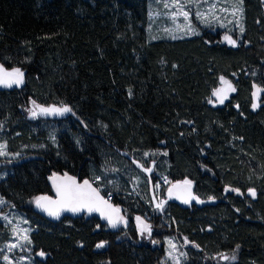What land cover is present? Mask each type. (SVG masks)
I'll use <instances>...</instances> for the list:
<instances>
[{"label": "trees", "instance_id": "trees-1", "mask_svg": "<svg viewBox=\"0 0 264 264\" xmlns=\"http://www.w3.org/2000/svg\"><path fill=\"white\" fill-rule=\"evenodd\" d=\"M243 11L230 46L207 28L150 41L149 0H0V62L25 79L0 91V139L19 155L6 161L0 195L26 214L32 250L45 254L38 264H164L173 232L187 244L186 264H264V0H243ZM221 77L235 92L213 106ZM32 101L73 113L30 120ZM152 161L147 181L136 163ZM55 174L99 179L120 223L45 219L34 204L52 194ZM163 178L215 202L168 200L161 211L151 185ZM136 215L151 225L147 241Z\"/></svg>", "mask_w": 264, "mask_h": 264}, {"label": "rangeland", "instance_id": "rangeland-1", "mask_svg": "<svg viewBox=\"0 0 264 264\" xmlns=\"http://www.w3.org/2000/svg\"><path fill=\"white\" fill-rule=\"evenodd\" d=\"M187 13V17L184 13ZM243 0H149V21L147 34L150 41L176 40L202 34L205 28L218 32L220 42L230 46H237L240 43L244 31ZM243 29V31H241ZM235 41V44L230 43ZM235 92L234 85L230 80L221 77L219 86L213 92L210 105H223ZM262 89L255 86L253 93V108L260 105L259 99ZM255 105V107H254ZM68 105H41L34 101L28 108V118L38 120L40 118H62L73 111L64 112ZM3 133V126H0V134ZM19 155L9 154L6 143L0 139V180L5 179L12 168L6 163L17 158ZM149 167L136 163L138 169L143 173V179L151 181V174L154 172V163ZM146 175V177H145ZM164 179V178H163ZM162 179V180H163ZM159 184L151 185L153 191V204L162 211L169 198V190L173 184L166 179ZM151 183V182H150ZM136 189H142L140 181H137ZM164 185L167 187L162 194ZM215 200H201L196 198L195 203H213ZM192 203V202H191ZM188 203L184 206H188ZM136 228L141 239L147 241L152 233L148 220L141 216H134ZM33 228L29 224L26 214L12 206L0 195V264H38L39 259H44L45 254L34 252L31 242ZM4 238V239H2ZM165 240V263L186 264L188 261L187 244L177 233H171L164 237ZM104 246V244H102Z\"/></svg>", "mask_w": 264, "mask_h": 264}, {"label": "water", "instance_id": "water-1", "mask_svg": "<svg viewBox=\"0 0 264 264\" xmlns=\"http://www.w3.org/2000/svg\"><path fill=\"white\" fill-rule=\"evenodd\" d=\"M14 73V70H10L3 63L0 62V76L3 73ZM9 83L15 79V77L6 78ZM22 83L16 84L11 83V86H7L6 83H0V91H13L23 89L25 85L24 75L22 77ZM84 181H88V185L91 189H95L94 202L91 204L92 210L89 211L88 207H81L78 211H70L67 206H62V197L58 195L57 188L61 190L66 186L71 187H83ZM48 182L52 189V194L44 197H40L35 201V209L47 220L56 221L63 218L77 219L81 217L99 219L101 224L113 226L119 224L122 217L123 211L115 205L93 182L91 179H84L80 181L77 177L70 174H55L48 178ZM74 182V183H73ZM187 182V183H185ZM179 182L173 184L169 190V198L171 201L177 202L182 205L188 203H195L196 196L193 193V185L189 181ZM47 198V199H44ZM55 201L56 203H53ZM58 212V215H50L49 212Z\"/></svg>", "mask_w": 264, "mask_h": 264}, {"label": "snow or ice", "instance_id": "snow-or-ice-1", "mask_svg": "<svg viewBox=\"0 0 264 264\" xmlns=\"http://www.w3.org/2000/svg\"><path fill=\"white\" fill-rule=\"evenodd\" d=\"M184 15L187 17V13L185 12ZM243 31V29H241ZM230 43L235 44V41H230ZM7 77H15L14 80L11 81V83L20 84L22 83V77L23 73L20 72L19 69H16L14 73H3L2 76H0V83H6L7 86H11V83L7 81ZM255 107V105H254ZM64 112L71 111L69 108L63 109ZM74 183V182H73ZM187 183V182H185ZM84 185L87 186V189L83 187H71L66 186L63 190H61L59 187L57 188L58 195H61L62 197V206H67L70 211H78L81 207H88L89 211L92 210L91 204L94 202V194L95 189H91V186L88 185V181H84ZM252 195H255L253 192ZM47 199V198H44ZM53 203H56L53 201ZM50 215H58V212H49ZM113 227H115V223H113ZM97 247H103L102 244L97 245ZM40 255H43V253H40Z\"/></svg>", "mask_w": 264, "mask_h": 264}, {"label": "built area", "instance_id": "built-area-1", "mask_svg": "<svg viewBox=\"0 0 264 264\" xmlns=\"http://www.w3.org/2000/svg\"><path fill=\"white\" fill-rule=\"evenodd\" d=\"M94 183H96V182H100V180L98 179L97 181L96 180H94L93 181ZM99 189L103 192V190H105L104 189V187H99ZM107 196V195H106ZM108 197V196H107ZM109 199H110V196L108 197ZM111 200V199H110Z\"/></svg>", "mask_w": 264, "mask_h": 264}]
</instances>
